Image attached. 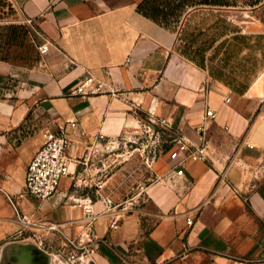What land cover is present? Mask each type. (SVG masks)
Segmentation results:
<instances>
[{
  "label": "crops",
  "instance_id": "obj_1",
  "mask_svg": "<svg viewBox=\"0 0 264 264\" xmlns=\"http://www.w3.org/2000/svg\"><path fill=\"white\" fill-rule=\"evenodd\" d=\"M159 1L11 0L26 35L0 57V264H61L68 242L94 264H264V71L243 90L211 77L177 51L179 7ZM88 74L106 93H74ZM147 120L171 140L140 155L154 179L131 208L116 145ZM47 130L70 139L69 175L48 200L21 197ZM181 137L202 158L173 160Z\"/></svg>",
  "mask_w": 264,
  "mask_h": 264
},
{
  "label": "rangeland",
  "instance_id": "obj_2",
  "mask_svg": "<svg viewBox=\"0 0 264 264\" xmlns=\"http://www.w3.org/2000/svg\"><path fill=\"white\" fill-rule=\"evenodd\" d=\"M169 3L179 7L171 23L177 31L176 49L183 57L238 90L245 89L264 71V0H169ZM19 18L11 0H0V57L13 59L18 49L15 46H20L12 43L11 29L24 27L18 23ZM147 122L141 140L125 139L116 145L118 152L126 154L117 157V169L125 159L132 163L131 171L116 172V201L126 202L131 208L140 207L136 198L154 179L148 167L150 163L144 166L140 155L145 149L152 150L153 161L157 157L155 150L160 145L165 148L166 141L171 140L160 125ZM145 207L148 220H152L150 203L146 202ZM54 250L62 256L61 264H94L87 245L76 249L70 243H63Z\"/></svg>",
  "mask_w": 264,
  "mask_h": 264
},
{
  "label": "built area",
  "instance_id": "obj_3",
  "mask_svg": "<svg viewBox=\"0 0 264 264\" xmlns=\"http://www.w3.org/2000/svg\"><path fill=\"white\" fill-rule=\"evenodd\" d=\"M51 43L47 42L38 48L41 55L49 53ZM104 83L98 80L95 76L88 74L79 83L75 90V94L81 96L84 99H89L97 95L106 93ZM226 102L230 103L231 98L227 97ZM207 117L215 118L214 111H208ZM75 127L76 123L71 122ZM178 149L172 153L171 158L173 160H180V165L184 163L188 158L200 159L204 148L202 145L195 146V150L191 151V142L181 137L177 139ZM70 146V139L68 135L63 131L47 130L44 134L43 145L36 153L35 157L31 161L26 175L25 193L21 195H30L40 200H48L54 197L61 186V183L65 177L69 175V159L67 157V150ZM194 147V145H192ZM181 154L186 155L181 160ZM155 155V153H154ZM149 162V161H148ZM183 170H179L178 174L182 175ZM102 188V186H100ZM14 207V201L10 199ZM80 206H82L80 204ZM87 208V207H86ZM20 221L28 224L29 221L24 218H20ZM188 225H193V220H188ZM52 228H57L53 226ZM71 244V242H68ZM72 245L75 246L74 243Z\"/></svg>",
  "mask_w": 264,
  "mask_h": 264
},
{
  "label": "trees",
  "instance_id": "obj_4",
  "mask_svg": "<svg viewBox=\"0 0 264 264\" xmlns=\"http://www.w3.org/2000/svg\"><path fill=\"white\" fill-rule=\"evenodd\" d=\"M11 29H12V37H14V40L16 41L15 37L18 38L19 39L18 41L21 42L20 44L23 45V43L25 41V35H26V33L20 27H12ZM1 30H2V32H4V29H1ZM20 33H21V36H19ZM16 35H18V36H16Z\"/></svg>",
  "mask_w": 264,
  "mask_h": 264
},
{
  "label": "water",
  "instance_id": "obj_5",
  "mask_svg": "<svg viewBox=\"0 0 264 264\" xmlns=\"http://www.w3.org/2000/svg\"><path fill=\"white\" fill-rule=\"evenodd\" d=\"M206 232H207V231H205V232L203 233V235H204ZM203 235H202V236H203Z\"/></svg>",
  "mask_w": 264,
  "mask_h": 264
}]
</instances>
